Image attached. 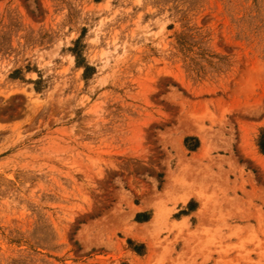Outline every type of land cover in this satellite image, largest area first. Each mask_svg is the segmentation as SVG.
<instances>
[{"label": "rangeland", "instance_id": "1", "mask_svg": "<svg viewBox=\"0 0 264 264\" xmlns=\"http://www.w3.org/2000/svg\"><path fill=\"white\" fill-rule=\"evenodd\" d=\"M0 264H264V0H0Z\"/></svg>", "mask_w": 264, "mask_h": 264}, {"label": "bare ground", "instance_id": "2", "mask_svg": "<svg viewBox=\"0 0 264 264\" xmlns=\"http://www.w3.org/2000/svg\"><path fill=\"white\" fill-rule=\"evenodd\" d=\"M159 214H160L159 212H156L155 215H154V219H153L152 221H157V218H158ZM155 247H156V246H155ZM152 249H153V248H152ZM152 249H151V250H152Z\"/></svg>", "mask_w": 264, "mask_h": 264}]
</instances>
